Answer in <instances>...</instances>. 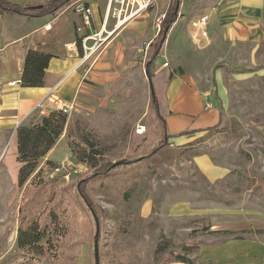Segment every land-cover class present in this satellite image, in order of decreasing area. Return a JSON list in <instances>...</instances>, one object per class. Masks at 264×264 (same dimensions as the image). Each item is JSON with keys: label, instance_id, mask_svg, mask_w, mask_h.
Masks as SVG:
<instances>
[{"label": "rangeland", "instance_id": "obj_1", "mask_svg": "<svg viewBox=\"0 0 264 264\" xmlns=\"http://www.w3.org/2000/svg\"><path fill=\"white\" fill-rule=\"evenodd\" d=\"M22 1L45 5L48 0ZM158 1L144 17L149 23L144 36L117 39L116 33L134 21L115 32L116 19L109 15L104 34H112L88 59L101 55L112 59L114 66L105 69L118 68L117 78L109 85L93 82L92 102L77 107L75 103L66 113L67 122L53 155L47 154L23 185L19 183L21 163L9 155L12 143L4 141L10 131H0V264H95L97 227L92 210L100 222V264H201L202 246L232 237L212 230L264 226V69L246 72L264 63V56L262 61L253 60L254 48L244 42L232 44L221 39L203 45L200 38L192 36L189 40L180 34L178 29L189 22L200 29L214 21L211 10L204 15L208 16L207 24L202 25L201 17L194 16L196 7L188 8L185 2L180 19L150 65L154 44L160 39L162 12L156 9ZM108 2L75 0L64 7L56 20L61 43L65 40L68 46L71 40L78 45L80 38L93 34L94 12L97 10L102 18ZM79 5L92 8L89 26L83 23ZM81 45L85 57L82 40ZM182 72L192 74L202 85L216 87L222 97V120L190 143L169 141L157 149L165 130L153 99H158L164 115L167 86ZM36 108L44 114L50 112ZM141 123L148 129L138 134L136 126ZM70 142L97 150L106 161L136 162L91 179L86 200L78 194L76 184L94 172L84 173V165L71 153ZM64 160L75 164L77 171L71 166L56 171ZM17 164L19 169H12ZM36 180L45 182L37 187L45 190L41 209L60 207L59 231L53 229L35 244L22 248L18 244L20 226L42 218L39 210L24 212L25 218L20 215L27 203V189ZM53 190L60 194L56 196L58 203L52 199ZM244 235L264 238V232ZM178 256L191 261H180Z\"/></svg>", "mask_w": 264, "mask_h": 264}, {"label": "crops", "instance_id": "obj_2", "mask_svg": "<svg viewBox=\"0 0 264 264\" xmlns=\"http://www.w3.org/2000/svg\"><path fill=\"white\" fill-rule=\"evenodd\" d=\"M12 1L26 6L22 0ZM185 2L188 8L196 7V18H202L212 10L214 21L208 28L200 29L193 28L192 22H189L187 26L184 24L178 29L180 34L184 33L188 39H192V36L197 40L200 38L203 45L221 39H228L232 44L237 41L244 42L254 48L253 60L264 59V0H184L181 7ZM169 3L170 0H159L156 9L163 14ZM148 12L130 20L134 22L124 26L120 33H116V38L146 35L149 32V23L144 17ZM58 16L27 17L21 14L0 13V131H10L9 138H4V141L12 143L9 151L11 157H18V126L37 106L47 112L51 111L54 108L50 100L51 95L74 101L76 107L89 105L94 97L93 82L97 85H109L119 74L118 68L105 69L114 66L112 59L102 55L88 59L83 56L82 45H76L71 40H68V46L65 40L61 43L57 34ZM108 21L109 17L107 18L105 13L101 18L96 10L93 15L92 33L101 29L108 30ZM117 30L119 28L115 32ZM221 32L225 34L221 35ZM29 48L54 55L44 72V84L39 87L22 85L25 56ZM109 54L114 56V53ZM214 86L217 85L214 83ZM215 88L202 85L192 74L184 72L170 80L166 89L167 112L164 116L171 143H190L208 131V128L221 123L222 97L218 90L216 93ZM186 131L191 133L180 134ZM55 148L50 150L48 157ZM6 153L7 151L4 155ZM12 169H19L18 164ZM260 229H264V226ZM200 254L201 264H264V238H224L205 244L201 247Z\"/></svg>", "mask_w": 264, "mask_h": 264}, {"label": "trees", "instance_id": "obj_3", "mask_svg": "<svg viewBox=\"0 0 264 264\" xmlns=\"http://www.w3.org/2000/svg\"><path fill=\"white\" fill-rule=\"evenodd\" d=\"M75 0H48L45 5L36 4V5H22L11 0H0V13H10V14H21L27 17H41V16H51L55 18L59 15L60 11L70 5ZM180 5H178L177 0H170L167 10L164 12V17L160 23V30L158 33L157 41L154 44V52L149 59V64L151 65L155 59L160 54L161 48L167 38L172 26L178 20L180 15ZM81 45L82 38L79 39ZM53 54L46 53L43 51L35 50L29 48L26 51L24 70L22 73V85L29 87H39L44 84V72L48 68ZM150 65H147L150 67ZM217 67H221L217 66ZM264 68V63L260 64L252 69H248L246 72H253ZM233 73H236L232 70ZM151 74V72H150ZM217 93V90H216ZM153 102L155 104V109L157 114L160 116L161 120L164 123L165 133L161 138V142L158 145V148H161L165 144L170 143L169 138L171 135L167 131V124L165 116L161 113L160 106H158V99L154 97ZM67 122V116L60 110L52 109L48 114L41 112L40 108H35L18 126V161L21 162V167L19 171V183L23 185L27 179L36 171L40 165V161L48 154V152L56 145L60 136L62 135L65 125ZM219 125V124H218ZM215 127L208 128L213 129ZM191 132H181L180 134H189ZM75 146L74 142H70L71 153L74 155V159L77 163L84 165L85 174H89L93 170V174L86 177H82L77 181L76 189L80 196L88 200L86 195L87 184L91 179H94L98 176L114 172L121 169L124 166H129L134 164L135 160H128L114 166V163L111 161H106L100 152L95 149H89L84 145ZM153 150L151 153L154 154L156 150ZM45 184L42 180H36L30 183L29 188L27 189V203L24 207L21 208L20 215L25 218V213H33L39 210V214L42 215L36 221H30L28 224L23 227L20 226L18 244L23 247H28L36 242H38L42 237H45L53 229L57 232L59 231V222L61 218L60 207L53 206L50 208H43L39 206L42 198H44L45 190L37 187H41ZM57 191L60 190L57 188ZM60 195L55 190L52 191V199L57 201L56 196ZM88 198V199H87ZM59 201H57L58 203ZM89 202V201H88ZM90 204V203H89ZM28 210V211H26ZM25 212V213H24ZM44 215V217H43ZM55 222H58L56 225ZM213 233H227L232 234L234 238H245L244 234L247 233H262L264 229H241V230H215ZM189 251L193 249L189 248ZM176 259L180 261H188L191 259L178 256Z\"/></svg>", "mask_w": 264, "mask_h": 264}, {"label": "built area", "instance_id": "obj_4", "mask_svg": "<svg viewBox=\"0 0 264 264\" xmlns=\"http://www.w3.org/2000/svg\"><path fill=\"white\" fill-rule=\"evenodd\" d=\"M154 1L155 0H109L105 16L108 18L109 15L112 14V16L116 19L115 27L119 28L126 22L141 17L144 13L148 12ZM78 11L81 13L84 25L89 26L92 21V8L88 5H79ZM163 17L164 13L161 15V20ZM200 21L203 24H207L208 16H203ZM105 31L107 30L101 29L93 34L83 36L82 44L87 52L85 54L86 58L89 57L99 47V45L111 36L112 32H108V35L105 36ZM90 40H93L92 45H89ZM50 100L53 103L54 109L60 110L65 114L72 111L75 107V103L73 101L66 100L55 94L52 95ZM42 112L45 111L42 110ZM147 129L148 125L145 123H141L136 126V132L138 134L147 132ZM67 166H71L76 171L78 169V167L75 164H72V162L64 160L55 167V170L60 171V169L66 168Z\"/></svg>", "mask_w": 264, "mask_h": 264}, {"label": "water", "instance_id": "obj_5", "mask_svg": "<svg viewBox=\"0 0 264 264\" xmlns=\"http://www.w3.org/2000/svg\"><path fill=\"white\" fill-rule=\"evenodd\" d=\"M178 1V5H180V0H177ZM146 73H148V69L145 70ZM148 80H149V84H150V88H151V92L153 95H155V91H154V86H153V81H152V78L151 76H148ZM122 161H119V162H115L114 163V166L116 164H119L121 163ZM92 213L94 215V218L96 220V227H97V231H96V239H95V264H100V252H99V234H100V222H99V219L97 217V214L92 210Z\"/></svg>", "mask_w": 264, "mask_h": 264}]
</instances>
